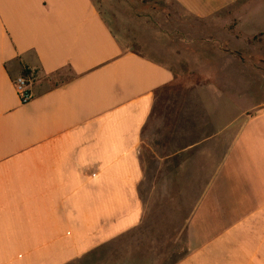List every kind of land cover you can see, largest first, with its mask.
<instances>
[{"label": "crops", "instance_id": "1", "mask_svg": "<svg viewBox=\"0 0 264 264\" xmlns=\"http://www.w3.org/2000/svg\"><path fill=\"white\" fill-rule=\"evenodd\" d=\"M174 1L227 15L232 51L196 41L222 78L221 62L178 74L128 47L93 0H0V264H107L159 208L184 243L167 264H264V107L231 111L219 82L250 89L237 39L264 47V0Z\"/></svg>", "mask_w": 264, "mask_h": 264}, {"label": "rangeland", "instance_id": "2", "mask_svg": "<svg viewBox=\"0 0 264 264\" xmlns=\"http://www.w3.org/2000/svg\"><path fill=\"white\" fill-rule=\"evenodd\" d=\"M99 7L110 27L114 32L126 42L128 47L134 50H140L151 58L165 63L178 74L193 72L198 69L203 72H212L211 67L218 68L220 62L224 64L225 60L217 59L216 64L208 61L213 60L207 57L213 52V47L197 46V40L204 38H217L220 40V51L232 49L229 48L227 35L230 28L227 15L221 14L215 20H202L193 15L187 14L181 6L174 0H93ZM253 28L264 30V23H255ZM247 28L246 32H253V28ZM232 39V38H231ZM240 39V40H239ZM240 43L237 48L239 62L235 65L241 69L242 73L250 76V89L243 88L245 82L242 79L231 78L228 81L222 79L221 84H227V96L225 100L230 102L232 111L235 107H247L260 105L264 107V47L261 46L259 37L247 39V45H244L242 38L237 39ZM207 52V58L203 56ZM216 52V51H215ZM232 54H235L232 52ZM222 57L223 53H219ZM199 60L205 61L200 63ZM188 61V62H187ZM191 63V64H190ZM227 65H220L218 71L223 74ZM196 68V69H195ZM195 77V76H194ZM223 75H221V78ZM236 77V76H235ZM196 78L193 79V82ZM203 81V78H200ZM247 84V83H246ZM241 89V90H240ZM176 93L169 95L164 93L159 99V103L169 105L171 99L174 100L180 93V87ZM238 92H244L241 100L238 99ZM211 98V95H208ZM207 99V98H205ZM236 99V101H233ZM212 102V101H211ZM209 102V104H211ZM149 236L148 239L139 240V244L132 245L136 241H126L124 250H119L116 255L108 256L110 260L107 264H117L124 261V264H167L176 253L183 251L184 243L179 241L175 243L171 240L173 230L178 224L167 220V208L157 209L148 217ZM132 242V243H131ZM172 257V258H171ZM99 260V257H98ZM133 260V262H132Z\"/></svg>", "mask_w": 264, "mask_h": 264}, {"label": "built area", "instance_id": "3", "mask_svg": "<svg viewBox=\"0 0 264 264\" xmlns=\"http://www.w3.org/2000/svg\"><path fill=\"white\" fill-rule=\"evenodd\" d=\"M13 85L21 103H26L31 100L33 94L29 77L19 75L13 79Z\"/></svg>", "mask_w": 264, "mask_h": 264}]
</instances>
